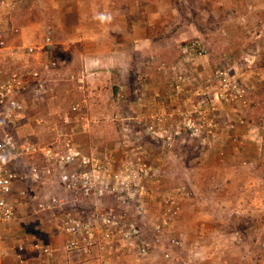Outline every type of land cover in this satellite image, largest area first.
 Masks as SVG:
<instances>
[{"label":"rangeland","instance_id":"1","mask_svg":"<svg viewBox=\"0 0 264 264\" xmlns=\"http://www.w3.org/2000/svg\"><path fill=\"white\" fill-rule=\"evenodd\" d=\"M0 32V69L41 75L19 137L70 145L115 190L46 177L0 225V264H264V0H0ZM100 204L121 225L70 255L67 217Z\"/></svg>","mask_w":264,"mask_h":264},{"label":"built area","instance_id":"2","mask_svg":"<svg viewBox=\"0 0 264 264\" xmlns=\"http://www.w3.org/2000/svg\"><path fill=\"white\" fill-rule=\"evenodd\" d=\"M5 38V34L0 32V51L3 52L7 49ZM50 40L48 37L47 45ZM35 49L30 48L27 51L29 56L34 54ZM33 64V60L24 56L22 62L0 69V225L13 221L19 207L34 201L36 195L34 192L38 184L44 182L48 176L51 177L49 180L54 179L51 183H55L56 180L58 187L78 200L88 199L93 195L101 198L105 193L110 194L109 190L115 193L112 187L110 189L109 182L107 183L104 170L70 145L65 146V152H61L57 151L55 144L43 149L19 137L18 128L25 119L26 95L42 88L39 83L40 72L32 66ZM50 64L55 66L56 62L50 59ZM134 192L136 193V190ZM134 192L120 190L117 194L124 193V196H129L127 200L129 202ZM104 208L102 204L97 205L95 217L88 216L91 211L83 212L75 216L76 218L71 215L67 217L64 230L69 237L66 248L70 255L91 254L94 248L92 239L95 237L92 230L95 229L97 222L111 225L115 231L121 225L112 218L114 213L108 214L107 220L99 217L97 221V214ZM115 231L111 232L113 236ZM111 234L106 236L110 237ZM124 237L132 239L131 235ZM127 247L130 250L134 248L132 244H128ZM72 261L74 257L69 264H75Z\"/></svg>","mask_w":264,"mask_h":264},{"label":"crops","instance_id":"3","mask_svg":"<svg viewBox=\"0 0 264 264\" xmlns=\"http://www.w3.org/2000/svg\"><path fill=\"white\" fill-rule=\"evenodd\" d=\"M6 14H9V13H7V12H3V11H2V15H1L2 18H1V19L6 20V19H7V16H8V15H6ZM9 15H10V14H9Z\"/></svg>","mask_w":264,"mask_h":264}]
</instances>
